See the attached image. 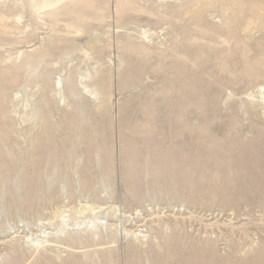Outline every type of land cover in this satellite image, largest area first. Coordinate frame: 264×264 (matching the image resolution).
I'll list each match as a JSON object with an SVG mask.
<instances>
[{
  "label": "rangeland",
  "instance_id": "obj_1",
  "mask_svg": "<svg viewBox=\"0 0 264 264\" xmlns=\"http://www.w3.org/2000/svg\"><path fill=\"white\" fill-rule=\"evenodd\" d=\"M0 264H264V0H0Z\"/></svg>",
  "mask_w": 264,
  "mask_h": 264
}]
</instances>
